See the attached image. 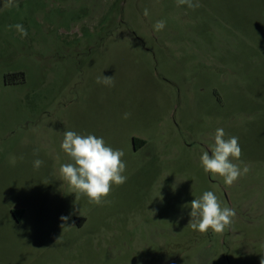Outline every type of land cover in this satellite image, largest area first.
I'll return each mask as SVG.
<instances>
[{
  "label": "rangeland",
  "instance_id": "1",
  "mask_svg": "<svg viewBox=\"0 0 264 264\" xmlns=\"http://www.w3.org/2000/svg\"><path fill=\"white\" fill-rule=\"evenodd\" d=\"M192 2L0 0V264H261L264 0ZM217 128L249 168L230 186L200 162ZM65 131L124 152L111 203L62 179ZM205 191L236 211L222 233L187 226Z\"/></svg>",
  "mask_w": 264,
  "mask_h": 264
},
{
  "label": "clouds",
  "instance_id": "2",
  "mask_svg": "<svg viewBox=\"0 0 264 264\" xmlns=\"http://www.w3.org/2000/svg\"><path fill=\"white\" fill-rule=\"evenodd\" d=\"M178 5L187 4L190 8L200 5L194 4L192 0H177ZM144 15H148V10H144ZM21 38L28 35L27 29L21 24L14 26ZM165 27V21L159 20L154 25V30L160 31ZM96 82L106 86H114L115 81L112 76H98ZM130 113H125L127 119ZM226 137L223 128H217L212 134V144L209 151H204L200 156L201 166L205 173H211L224 178L226 185H232L241 175L247 174L249 168L243 169L233 159L240 160L242 148L239 138L236 136ZM61 149L70 158L71 162L60 166V174L64 181H67L75 191L76 200L78 194L86 196L90 203L103 205L111 203L106 197L109 196L112 186H121L127 181L123 175L126 170V163L122 160L124 152L120 149H113L105 143L103 137L92 134L81 135L74 131H65L60 145ZM22 159V157H21ZM10 163L14 166L16 158H10ZM43 161L35 159L34 168L39 169ZM190 220L187 224L194 231L206 233L211 229L216 233L224 232L226 227L232 224L236 215L234 208L221 207L219 198L212 191L203 192L199 198L190 202ZM152 212V211H151ZM154 215V212H152ZM68 217H61L62 221H67ZM264 264V259L261 260Z\"/></svg>",
  "mask_w": 264,
  "mask_h": 264
},
{
  "label": "trees",
  "instance_id": "3",
  "mask_svg": "<svg viewBox=\"0 0 264 264\" xmlns=\"http://www.w3.org/2000/svg\"><path fill=\"white\" fill-rule=\"evenodd\" d=\"M138 142V140H136V139H133V143H134V146H135V144ZM142 144H143V142H141ZM141 144V145H142Z\"/></svg>",
  "mask_w": 264,
  "mask_h": 264
}]
</instances>
